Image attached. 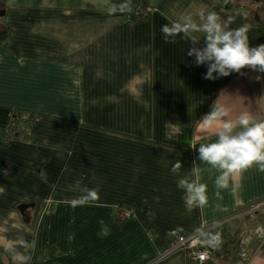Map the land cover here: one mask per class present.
<instances>
[{"label": "crops", "instance_id": "crops-1", "mask_svg": "<svg viewBox=\"0 0 264 264\" xmlns=\"http://www.w3.org/2000/svg\"><path fill=\"white\" fill-rule=\"evenodd\" d=\"M255 1L148 0L150 17L132 23L114 0H5L0 24L13 35L0 47V136L13 122L16 133L0 144V264H19L8 248L20 238L36 241L18 248L29 264H189L172 249L179 235L210 251L205 264H264V172L230 174L218 199L221 172L198 152L218 139L219 124L200 123L218 98L233 120H264V73L206 80L191 45L161 33L184 14L223 19L228 5ZM247 34L250 47L264 44V26ZM193 166L208 186L204 207H187L177 188ZM77 180L99 187L102 206L71 205Z\"/></svg>", "mask_w": 264, "mask_h": 264}, {"label": "clouds", "instance_id": "clouds-1", "mask_svg": "<svg viewBox=\"0 0 264 264\" xmlns=\"http://www.w3.org/2000/svg\"><path fill=\"white\" fill-rule=\"evenodd\" d=\"M198 16L201 22H197L192 14H184L179 20L162 25L161 33L165 43H179V37L191 45L187 55L195 58L197 66L207 65L204 79L228 77L233 72L241 73L245 68L264 73V44L250 47L247 34L250 25L233 29L230 27L232 19L224 20L215 11L200 12ZM197 33L203 34L205 46L202 48L196 47L201 40ZM259 79L258 76L257 80ZM200 123L205 131L213 125H220L216 132L217 141L201 143L198 148L199 159L221 172L215 180V195L218 199L221 198L220 189L228 187L230 174L241 173L253 166L264 172V120H257L248 112L233 120L230 118V109L219 103L218 98L211 112L204 115ZM181 168V162L177 161L171 172L179 175ZM202 171L200 166H193L191 175L194 178L190 180L184 177L177 182V188L184 193L183 199L187 207H204L208 204V186L200 182ZM73 190L82 193L70 201L73 207L102 206L99 187L88 188L82 180H77ZM98 223L101 225L100 236H107L109 229L104 221L100 220ZM35 246V240L29 242L20 238L9 241L8 250L19 264H29L31 256L24 255L18 248L34 249Z\"/></svg>", "mask_w": 264, "mask_h": 264}, {"label": "trees", "instance_id": "trees-1", "mask_svg": "<svg viewBox=\"0 0 264 264\" xmlns=\"http://www.w3.org/2000/svg\"><path fill=\"white\" fill-rule=\"evenodd\" d=\"M262 7L256 9L242 8L237 4H232L227 6V12L224 16V20L232 19L230 27L233 29L239 28L243 25H251V26H264V0L262 1ZM114 4L116 8L122 9L130 17V22L136 23L141 20L148 19L150 17L151 8L149 6L148 0H114ZM0 9H6L5 0H0ZM130 9V10H129ZM13 31L8 27H1L0 30V47L2 49H8L11 40H12ZM13 127L4 129L0 136V144L3 143L1 141L5 140L8 143L12 142V131ZM8 132V140H6L5 134ZM10 133V136H9ZM7 145L6 147H8ZM116 220V219H115ZM116 225L121 226L123 223H119L115 221ZM121 224V225H120Z\"/></svg>", "mask_w": 264, "mask_h": 264}, {"label": "built area", "instance_id": "built-area-1", "mask_svg": "<svg viewBox=\"0 0 264 264\" xmlns=\"http://www.w3.org/2000/svg\"><path fill=\"white\" fill-rule=\"evenodd\" d=\"M262 5V0L255 1L250 5L249 9H256L262 7ZM24 119L28 120L29 116L25 115ZM11 126L15 127V122H13ZM5 137L6 140H8V132H6ZM132 215L133 212L131 210L118 211L115 216V219L120 223L126 221V219H129L130 217H132ZM172 249L183 250L186 254V259L189 264H205L210 257V251L207 248H204L198 243H196L192 237H186L182 235L177 236L173 241Z\"/></svg>", "mask_w": 264, "mask_h": 264}, {"label": "rangeland", "instance_id": "rangeland-1", "mask_svg": "<svg viewBox=\"0 0 264 264\" xmlns=\"http://www.w3.org/2000/svg\"><path fill=\"white\" fill-rule=\"evenodd\" d=\"M2 11L3 10L0 9V14L2 13ZM5 19H6V16L4 17V16L0 15V23H6ZM1 27H6V25L5 24H0V30H1ZM15 133H16L15 130H13L12 134H15Z\"/></svg>", "mask_w": 264, "mask_h": 264}, {"label": "water", "instance_id": "water-1", "mask_svg": "<svg viewBox=\"0 0 264 264\" xmlns=\"http://www.w3.org/2000/svg\"><path fill=\"white\" fill-rule=\"evenodd\" d=\"M4 14H5V10H3L2 13H1L0 15L3 16ZM23 208H24V206L21 207V209H23Z\"/></svg>", "mask_w": 264, "mask_h": 264}]
</instances>
